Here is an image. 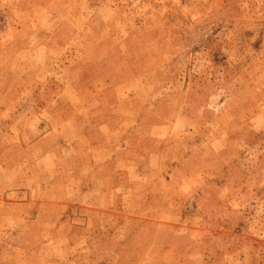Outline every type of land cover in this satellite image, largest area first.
Instances as JSON below:
<instances>
[{
	"label": "rangeland",
	"instance_id": "374dc122",
	"mask_svg": "<svg viewBox=\"0 0 264 264\" xmlns=\"http://www.w3.org/2000/svg\"><path fill=\"white\" fill-rule=\"evenodd\" d=\"M0 264H264V0H0Z\"/></svg>",
	"mask_w": 264,
	"mask_h": 264
},
{
	"label": "crops",
	"instance_id": "0c3cea01",
	"mask_svg": "<svg viewBox=\"0 0 264 264\" xmlns=\"http://www.w3.org/2000/svg\"><path fill=\"white\" fill-rule=\"evenodd\" d=\"M110 160L111 156L103 158L101 161L92 160L87 154L79 156L80 162L78 170L73 172V177L77 180L76 186L74 187L77 195L74 194L72 197L74 203L81 205L86 203L91 208L97 209H105L112 206L110 196L115 191H121L119 187L121 183L120 181V184L118 182L115 184L112 183L111 163L113 166V161ZM83 162L87 166H90L89 170H87V175L83 174L85 173V170H83L85 163ZM119 172L122 173L124 171L120 170Z\"/></svg>",
	"mask_w": 264,
	"mask_h": 264
}]
</instances>
